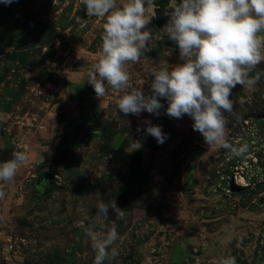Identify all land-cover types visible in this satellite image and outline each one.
<instances>
[{
  "label": "rangeland",
  "instance_id": "1",
  "mask_svg": "<svg viewBox=\"0 0 264 264\" xmlns=\"http://www.w3.org/2000/svg\"><path fill=\"white\" fill-rule=\"evenodd\" d=\"M176 3L153 0L151 50L126 65L146 94L151 71L183 62L162 34ZM103 22L82 0L0 2V151L28 157L0 181V264H94L85 230L101 200L124 213L118 255L106 264H264V75L231 94L224 142L209 147L188 115L166 114L164 99L157 117L120 113L110 87L96 97L87 79ZM145 121L162 127L164 143ZM43 172L50 177L37 190Z\"/></svg>",
  "mask_w": 264,
  "mask_h": 264
},
{
  "label": "clouds",
  "instance_id": "2",
  "mask_svg": "<svg viewBox=\"0 0 264 264\" xmlns=\"http://www.w3.org/2000/svg\"><path fill=\"white\" fill-rule=\"evenodd\" d=\"M0 2L10 5L13 0ZM152 2L82 0L88 17L104 21L102 54L88 72L87 82L99 99L105 97L109 87L118 91L121 95L116 106L125 116H140L147 111L158 117L164 99L169 117L188 115L193 120V130L203 136L209 147L223 144L224 114L233 109L232 90L241 85L252 91L264 75H252L256 66L264 62V0H177L167 13L169 19L162 34L178 46L183 62L151 71V92L146 94L145 81L135 87L130 84L126 65L138 63L151 50L153 35L147 26L153 19L149 10ZM145 124L147 134L164 143L162 127L151 121ZM134 143V149L142 147L140 142ZM27 159L26 153L15 150L11 159L0 163V181H11ZM4 195L0 190V199ZM123 215L116 201L97 202L95 217L85 230L96 253L94 264H106L118 255L112 245L120 239L115 221ZM108 219H112V227L107 232H97V226L102 227ZM224 264L235 262L229 259Z\"/></svg>",
  "mask_w": 264,
  "mask_h": 264
},
{
  "label": "water",
  "instance_id": "3",
  "mask_svg": "<svg viewBox=\"0 0 264 264\" xmlns=\"http://www.w3.org/2000/svg\"><path fill=\"white\" fill-rule=\"evenodd\" d=\"M241 85H237L233 90H232V93L234 91H237L239 88H240ZM231 93V94H232ZM88 130H89V126H86L85 127V136H88ZM19 151V150H17ZM14 151H0V162H6L7 160L11 159L12 158V153ZM47 175H49V173H43V176H42V179H46Z\"/></svg>",
  "mask_w": 264,
  "mask_h": 264
},
{
  "label": "flooded vegetation",
  "instance_id": "4",
  "mask_svg": "<svg viewBox=\"0 0 264 264\" xmlns=\"http://www.w3.org/2000/svg\"><path fill=\"white\" fill-rule=\"evenodd\" d=\"M43 173H41L40 176L38 177V179L36 180L35 187L37 190H41L42 187L46 184L47 179L50 177V174H49V175H47L46 179H42Z\"/></svg>",
  "mask_w": 264,
  "mask_h": 264
}]
</instances>
